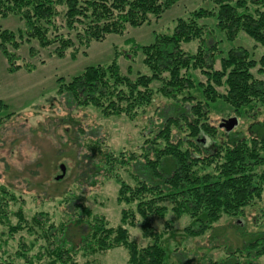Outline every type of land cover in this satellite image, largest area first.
<instances>
[{"label": "rangeland", "instance_id": "1", "mask_svg": "<svg viewBox=\"0 0 264 264\" xmlns=\"http://www.w3.org/2000/svg\"><path fill=\"white\" fill-rule=\"evenodd\" d=\"M215 1L181 0L160 18L153 17L150 24L129 28L123 35H109L88 47L76 45L63 58L57 56L55 46L42 47L37 39H29L26 21L19 15L0 18V246L3 248L0 258L3 262L30 264L25 259L27 251L21 246L25 242L29 244L31 258L43 252L46 245L43 232L32 222L37 216H43L47 227L58 231L61 223L73 221L68 239L76 247L89 231L84 224H76V220L92 221L91 215L103 218L112 228L126 227L129 241L136 242L140 248L150 245L152 238L144 236L145 219L137 208L145 197L158 198L159 191L141 196L134 203L123 201L132 195L121 196L120 192L123 185L136 189L141 181L159 183L176 170L175 161L165 159L158 152L166 146L162 135L167 134L168 127L169 140L183 152H189L190 160L196 161L193 169L198 175L216 173L222 159L207 158L216 148H221L224 155L228 146H234L239 140L249 145L252 140H264L263 100L254 99L237 113L223 99L214 102L206 99L210 85L219 95L226 94V87L215 86L208 80L207 72L222 71V60L234 50L248 52L249 60L258 63L252 71L264 80V73L258 71L264 46L242 31L229 37L217 27L215 16L199 22L206 27L205 43L193 39L183 44L186 52L202 54L207 63L198 69L183 71L186 74L182 72L194 86L185 89L183 96L181 93L177 97L163 95L162 81L169 77L168 72L161 74L162 81L153 80L149 85L150 102L114 101L122 108L127 107L129 112L114 111L110 106L112 96L106 99L107 90L99 94L100 107L94 103L75 105L66 91L73 79L89 67L106 70L116 65L121 76L133 82L139 76L151 77L153 73L144 63L145 50L141 46L152 43L156 35H172L177 19L188 18L197 9L217 13L219 6ZM236 2L233 0V5ZM253 8L249 4V10ZM4 32L16 36L15 44L6 46L14 56L13 61L3 53L1 33ZM116 86L126 96L130 94L125 85ZM190 96L194 98L191 104L183 101ZM199 102L208 105V116L206 112L203 119L197 115L196 119L182 116ZM232 117L238 124L227 128V121ZM190 121L210 124L215 129L213 135L192 137ZM152 162H157L156 174L149 168ZM62 165L66 167L65 175L56 180L62 175ZM263 170L264 166L256 167L254 174L261 175ZM258 184L262 189L260 198L253 197L242 212L223 215L211 230L200 236L188 233L197 226L195 219L188 214L178 218L172 200L160 202V206L167 208L166 215L163 219L151 217L150 222L152 232L163 233L160 243L165 247L166 264H264V255H257V249L235 254L236 257L232 254L264 238V182ZM123 211L128 214L126 223H122ZM20 213L25 215L29 227L35 229L11 232L19 224ZM129 258V250L120 246L87 258L81 251L77 260L81 264L87 261L129 264ZM33 259L35 264L49 261V258Z\"/></svg>", "mask_w": 264, "mask_h": 264}, {"label": "trees", "instance_id": "2", "mask_svg": "<svg viewBox=\"0 0 264 264\" xmlns=\"http://www.w3.org/2000/svg\"><path fill=\"white\" fill-rule=\"evenodd\" d=\"M179 1L181 0H0V18L19 15L26 21L29 39H37L42 47L55 46L57 56L63 58L65 52L76 45L88 47L92 42H101L109 35H123L129 28L150 24L153 17L160 18ZM232 2L233 0H216L215 3L219 6L217 13L200 8L186 19L178 18L172 35H156L152 43L141 46L145 50L144 63L153 73L151 77L139 76L133 82L122 77L116 65L108 66L106 70L100 67L87 68L66 87L73 103L75 105L94 103L100 107L99 94L107 90L106 99L109 100L112 96L111 108L118 113L123 110L129 112L127 107L122 108L114 101L133 99L134 102H150L152 92L148 90L149 85L153 80L162 81L161 74L166 72L169 73V77L163 78L161 88L163 95L177 97L181 93L183 96L185 89L194 87L193 82L183 76V71L198 69L207 64L205 56L186 52L183 44L193 39L205 43L206 27L199 22L209 17L215 16L217 27L225 31L229 37H234L242 31L264 46V0H237L234 5ZM249 4L254 7L252 10H249ZM59 8L63 10L60 11ZM14 37L16 36L12 33H1L3 53L10 61H13L14 56L8 52L6 46L7 43L15 44ZM203 53L206 55V52ZM260 63L261 68L258 71L264 73V57ZM257 64L254 60H249L248 52L245 50L231 51L228 58L222 60V71L207 72L208 80L214 82L215 86L226 87V94L219 95L214 86L210 85L206 90V99L209 102L223 99L232 105L237 113L242 106L248 105L254 99L264 101V80L252 71ZM116 85H125L130 94L126 96V93L119 91L122 89ZM61 90L62 88H59V93L63 92ZM193 99L192 96L184 97L183 101L191 104ZM188 111L181 113L184 118L193 116L196 119L199 116L203 119L204 115L208 116L209 113L208 105L205 106L202 102L190 106ZM200 123L190 121L192 137L213 135L215 129L210 124ZM168 134L169 127L167 134L162 135L167 141L166 146L158 152L165 159L171 158L177 164L172 175L159 183L141 181L136 189L123 185L120 192L121 196L131 194V197L123 198V201L134 203L141 200V196L144 198L154 191H159L158 198L145 197L137 208L138 214L145 219L142 226L144 236L152 238L150 245L140 248L136 242L129 241L126 227L112 228L103 218L91 215L92 221H84L82 218L76 220V224H84L89 229L82 237L81 245L76 247L68 239L69 227L73 221L61 223L58 231L51 226L48 228L46 221L42 220L43 216H37L32 222L43 232L42 238L46 245L43 252L40 251L33 257L49 258L45 264H81L77 260L81 251L82 256L87 258L99 252L124 246L129 250V264H166L165 247L160 243L163 233L152 232L150 222L151 217L158 219L165 217L167 208L160 206V202L172 200L175 204L173 210L178 218L188 214L195 219L197 226L189 229L188 233L200 236L211 230L214 223L223 215L242 212L250 205L253 197H261L262 189L258 183L264 182V170L261 175L254 174V170L256 167L264 166V152H261V148L264 151V140H252L250 145L244 140H239L234 146H228L224 155L221 154V148H216L207 158L220 157L222 164L214 174L210 172L198 175L193 169L196 161L190 160L189 152H183L179 145L172 143ZM155 163L157 162L150 163L149 168L156 174ZM157 174L162 176L160 172ZM3 213L1 210V214ZM127 217V212L123 211L122 223H126ZM132 221L135 219L130 222L133 226ZM26 228L35 229L33 226L29 227L25 215L20 213L19 224L12 227L11 232H19ZM261 241H264V238L256 239L243 250L234 251L232 254L236 257L235 254L252 253L253 251L250 252L249 249H257V255H264V245H260ZM21 246L27 251L25 259L28 263L35 264L28 252L29 244L25 242ZM0 249L3 248L0 246ZM1 264L8 263L2 261ZM85 264L96 263L87 261Z\"/></svg>", "mask_w": 264, "mask_h": 264}, {"label": "water", "instance_id": "3", "mask_svg": "<svg viewBox=\"0 0 264 264\" xmlns=\"http://www.w3.org/2000/svg\"><path fill=\"white\" fill-rule=\"evenodd\" d=\"M237 124H238L237 119H236V118H231L230 120L227 121L226 126H227V128H228V127H229V128H233V127H234L235 125H237ZM60 169H61V171H62V175L58 176V177L56 178V180H61V179L64 177V175H65L66 167H65L64 165H62V166L60 167Z\"/></svg>", "mask_w": 264, "mask_h": 264}]
</instances>
